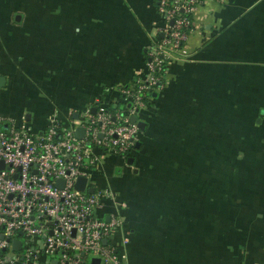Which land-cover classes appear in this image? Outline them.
Returning <instances> with one entry per match:
<instances>
[{"label": "crops", "instance_id": "obj_1", "mask_svg": "<svg viewBox=\"0 0 264 264\" xmlns=\"http://www.w3.org/2000/svg\"><path fill=\"white\" fill-rule=\"evenodd\" d=\"M161 21L156 0H0V115L38 130L115 104ZM191 24L138 146L90 177L125 202L129 264H264V0H205Z\"/></svg>", "mask_w": 264, "mask_h": 264}, {"label": "built area", "instance_id": "obj_2", "mask_svg": "<svg viewBox=\"0 0 264 264\" xmlns=\"http://www.w3.org/2000/svg\"><path fill=\"white\" fill-rule=\"evenodd\" d=\"M204 1L156 0L162 36L146 47L148 72L119 88L120 101L128 103L122 110L98 101L94 110L86 107L67 123L53 116L38 130L0 115V264H92L94 257L99 264H129L128 234L120 243L113 239L125 202L90 183L89 171L107 151L125 157L134 150L140 127L131 115L163 87L174 52L185 53L189 14ZM80 175L87 178L82 189L75 185ZM107 199L111 208L102 213Z\"/></svg>", "mask_w": 264, "mask_h": 264}, {"label": "water", "instance_id": "obj_3", "mask_svg": "<svg viewBox=\"0 0 264 264\" xmlns=\"http://www.w3.org/2000/svg\"><path fill=\"white\" fill-rule=\"evenodd\" d=\"M77 116H78V113H75V114H74V117H77ZM131 120H132V121H137L138 125H139L141 128H143L144 125H145L144 121H142V120H138V119H137V116H136L135 114L131 115ZM4 126H6V124H4ZM75 132H76L77 135L81 136L82 133H83V128L80 127V126H78V127L76 128ZM87 144H89V142H87ZM138 144H139V141L136 142V146H138ZM129 159L132 160V157L130 156ZM86 179H87L86 176H84V175H80V176L78 177L77 182L75 183V185H76L78 188H81V189L84 188L85 183H86ZM57 184H61V180H58ZM93 188H94V187H93L92 185H89V187H88L89 191H92ZM19 245H20V242H19L18 240H16V241L14 242V248H19ZM91 263H92V264H99V258H98V257H94V258L92 259V262H91Z\"/></svg>", "mask_w": 264, "mask_h": 264}, {"label": "trees", "instance_id": "obj_4", "mask_svg": "<svg viewBox=\"0 0 264 264\" xmlns=\"http://www.w3.org/2000/svg\"><path fill=\"white\" fill-rule=\"evenodd\" d=\"M189 17L191 19V14H189ZM191 23L190 25H188L187 29L190 30L191 28ZM157 39L160 40L161 39V36H157ZM145 54H146V50H145ZM128 105L127 102H123V101H118L116 102L115 104L113 105H109L108 107H106L107 110L111 111V112H115L117 110H122L123 108H125L126 106ZM134 149H135V146H134ZM132 153V151H131ZM131 153H128L125 155V157H128L129 155H131ZM119 156H122V155H119ZM124 157V156H123Z\"/></svg>", "mask_w": 264, "mask_h": 264}, {"label": "rangeland", "instance_id": "obj_5", "mask_svg": "<svg viewBox=\"0 0 264 264\" xmlns=\"http://www.w3.org/2000/svg\"><path fill=\"white\" fill-rule=\"evenodd\" d=\"M17 124H20V123L17 122ZM89 175L91 176V174H89ZM89 182H90V183H96V181L93 182V180H92L91 177H89Z\"/></svg>", "mask_w": 264, "mask_h": 264}]
</instances>
